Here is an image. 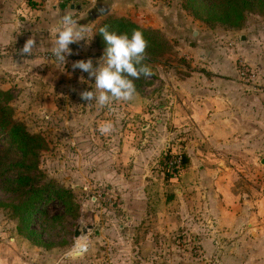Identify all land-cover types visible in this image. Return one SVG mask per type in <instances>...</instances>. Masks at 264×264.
<instances>
[{
    "label": "rangeland",
    "instance_id": "374dc122",
    "mask_svg": "<svg viewBox=\"0 0 264 264\" xmlns=\"http://www.w3.org/2000/svg\"><path fill=\"white\" fill-rule=\"evenodd\" d=\"M95 2L108 12L94 7L86 15L88 31L69 46L66 63L39 59L19 64L18 54L0 53V90L12 97L15 120L44 140L27 161L30 169H18L21 153L6 137L0 139V264H209L192 261L199 247L194 233L175 224L177 216L191 220L197 214L198 205L190 198L197 168L185 147L199 142L208 150L207 142L199 141L187 103L195 91L207 90L264 98V35L258 37L264 32V14H248L244 27L233 31L197 20L185 0ZM108 17L157 32L167 49L146 63L153 71L150 77L134 80L132 100L101 107L81 99V92L95 89V79L72 64L91 58L97 66L104 54L97 46L98 29ZM104 122L113 126L108 134L99 131ZM180 157L188 163L173 170ZM20 172L32 178L19 188ZM117 173L120 182L112 178ZM135 177L147 182L137 185L138 192L151 196L147 211L140 210L132 222L127 201L111 189L134 192ZM45 179L74 192L72 211L51 203L49 215H35L27 230L15 207L27 200L31 185ZM177 190H186L187 196L165 200ZM81 225L94 230L75 238ZM76 245L83 248L74 253Z\"/></svg>",
    "mask_w": 264,
    "mask_h": 264
},
{
    "label": "crops",
    "instance_id": "0c3cea01",
    "mask_svg": "<svg viewBox=\"0 0 264 264\" xmlns=\"http://www.w3.org/2000/svg\"><path fill=\"white\" fill-rule=\"evenodd\" d=\"M94 7H104V4H96L95 0L77 4H57L54 0H0V53L18 54L26 40L34 36L36 46L32 55L22 58L18 54L19 64L39 59L46 62L43 55L52 52L53 30L60 17L71 12L78 26L87 27L86 15L90 16ZM262 35L261 31L258 37ZM187 105L199 141H206L208 146L207 151L199 142L192 148L185 147L190 163L197 168V183L191 188L190 198L199 208L197 206V214L191 220L177 216L175 224L190 227L194 233L193 241L199 246L196 250L199 254L196 253L198 256L192 261L264 264V98L195 91L191 105ZM176 108L178 105L174 110ZM153 151L156 156L158 153ZM121 177L118 173L112 176L119 182ZM132 182L136 189L142 179L135 177ZM144 182L147 183L142 184ZM117 187L110 189L121 193L127 201L125 207L132 214L127 220L135 222L140 210L147 211L150 192L136 189L126 194V190ZM185 193L186 190H177L175 195H168L169 198L165 195V200L177 201L185 198Z\"/></svg>",
    "mask_w": 264,
    "mask_h": 264
},
{
    "label": "trees",
    "instance_id": "16d2710c",
    "mask_svg": "<svg viewBox=\"0 0 264 264\" xmlns=\"http://www.w3.org/2000/svg\"><path fill=\"white\" fill-rule=\"evenodd\" d=\"M185 8L197 20L208 26H219L235 31L244 27L248 14H264V0H185ZM105 25L109 27L110 31H115L117 34L127 33L131 35L134 29L142 31L148 42L145 64L155 61V57L167 49L166 41L157 32L143 29L126 18L108 17L99 27L97 34V46L103 52L107 44L99 30ZM11 101L12 97L9 92L0 90V139L6 137V143L21 153L22 156H20L21 158L15 168L30 169L27 166V161L30 162V158L33 155L36 156V152L43 148L44 140L41 136L31 135L23 124L15 120L14 109L10 106ZM187 163L188 160L184 159V166ZM31 178L20 172L16 183L20 188L22 185H29ZM30 187L27 200L23 202L22 206L15 207L19 211L21 222L27 230L35 215L39 213L49 215L47 210H49L51 203L61 204L66 212L72 211V200H74L75 195L66 186L52 179H45L42 184L31 185Z\"/></svg>",
    "mask_w": 264,
    "mask_h": 264
},
{
    "label": "clouds",
    "instance_id": "9594fccd",
    "mask_svg": "<svg viewBox=\"0 0 264 264\" xmlns=\"http://www.w3.org/2000/svg\"><path fill=\"white\" fill-rule=\"evenodd\" d=\"M55 40L51 49L58 62L66 63V56L71 54L70 44L84 39V33L88 31L85 26H78L71 12H66L60 17L58 26L53 30ZM107 47L103 56L97 60L94 66L91 58L73 62V70L79 69L95 79V89L85 90L80 93L82 100L91 104L93 101L101 107L111 106L113 101H130L136 93L135 79L141 76L150 77L152 68L145 64V52L148 42L142 31L134 29L131 35L127 33L117 34L110 31L107 25L99 30ZM36 46L34 36L26 40L18 54L23 58L31 56ZM83 80V77H81ZM112 124L104 122L99 126L101 134L112 131Z\"/></svg>",
    "mask_w": 264,
    "mask_h": 264
},
{
    "label": "built area",
    "instance_id": "2783aa9c",
    "mask_svg": "<svg viewBox=\"0 0 264 264\" xmlns=\"http://www.w3.org/2000/svg\"><path fill=\"white\" fill-rule=\"evenodd\" d=\"M54 1L57 2V4H61V3H64V2H70V3L77 4V3H81L84 0H54ZM43 59L46 60V61H54V60H56V58L54 57L52 52L45 53L43 55ZM182 163H183L182 162V157H180L178 160H176L174 162V164H172L173 170L180 169V167H182ZM82 248H83V246L76 245L75 249H74V253L80 251V249H82Z\"/></svg>",
    "mask_w": 264,
    "mask_h": 264
},
{
    "label": "water",
    "instance_id": "95a60500",
    "mask_svg": "<svg viewBox=\"0 0 264 264\" xmlns=\"http://www.w3.org/2000/svg\"><path fill=\"white\" fill-rule=\"evenodd\" d=\"M101 12L103 14H106L107 11H103L104 9L102 7H99ZM94 227L92 225H81L76 231H75V238L85 237L89 234L90 231H93ZM99 234V232H97Z\"/></svg>",
    "mask_w": 264,
    "mask_h": 264
}]
</instances>
